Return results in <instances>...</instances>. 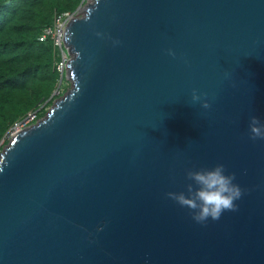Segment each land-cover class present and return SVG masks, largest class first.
I'll return each instance as SVG.
<instances>
[{
  "label": "water",
  "instance_id": "water-1",
  "mask_svg": "<svg viewBox=\"0 0 264 264\" xmlns=\"http://www.w3.org/2000/svg\"><path fill=\"white\" fill-rule=\"evenodd\" d=\"M85 10L64 36L73 88L1 154L0 264H264V0ZM217 164L244 195L197 224L166 194Z\"/></svg>",
  "mask_w": 264,
  "mask_h": 264
},
{
  "label": "trees",
  "instance_id": "trees-1",
  "mask_svg": "<svg viewBox=\"0 0 264 264\" xmlns=\"http://www.w3.org/2000/svg\"><path fill=\"white\" fill-rule=\"evenodd\" d=\"M87 0H0V149L7 133L56 99L60 74L51 38L41 41L56 13L76 12Z\"/></svg>",
  "mask_w": 264,
  "mask_h": 264
},
{
  "label": "clouds",
  "instance_id": "clouds-1",
  "mask_svg": "<svg viewBox=\"0 0 264 264\" xmlns=\"http://www.w3.org/2000/svg\"><path fill=\"white\" fill-rule=\"evenodd\" d=\"M169 55L175 56L172 50ZM202 97L194 90L192 101L199 102ZM202 107L208 109L211 105L205 100ZM249 138L253 141L264 140V122L252 116L249 123ZM3 162L0 161V164ZM4 168L0 166V173ZM227 169L223 164H217L212 169L201 168L186 171V191L168 192L167 198L176 202L180 207L189 210L193 221L204 225L209 219L219 221L225 212L238 211L236 201L244 195V190L236 184L235 173L226 174ZM101 231L103 229H100Z\"/></svg>",
  "mask_w": 264,
  "mask_h": 264
},
{
  "label": "built area",
  "instance_id": "built-area-1",
  "mask_svg": "<svg viewBox=\"0 0 264 264\" xmlns=\"http://www.w3.org/2000/svg\"><path fill=\"white\" fill-rule=\"evenodd\" d=\"M78 12L79 10L73 13L72 12L56 13L54 15L52 24L49 27L44 29L43 34L40 37L41 41H45L48 38H51L53 40L54 46L57 50L58 57H59V61L56 63V67H57L58 73L60 74V77L58 79L56 89L53 93V96L55 98H61L65 95L64 91L67 88L69 81H71L69 74H68L69 72L68 65L70 61L72 60L73 56L71 53H69V50L67 47V41H64V36L66 34L69 24L74 19L79 17L76 14ZM35 118H36V113H30L28 117L25 120H23L21 123L25 122V124H28L29 122H32V121L34 122ZM19 132L17 131V133Z\"/></svg>",
  "mask_w": 264,
  "mask_h": 264
},
{
  "label": "rangeland",
  "instance_id": "rangeland-1",
  "mask_svg": "<svg viewBox=\"0 0 264 264\" xmlns=\"http://www.w3.org/2000/svg\"><path fill=\"white\" fill-rule=\"evenodd\" d=\"M94 1H95V0H87V1L84 3V7H82V8L79 10L78 13H76L77 16H79V17H83V16H85V14H86V10H85L86 6L88 7L90 4L94 3ZM71 81H72V82H71ZM71 81H69V83H68V85H67V88H66L65 91H64V94H66L68 91H70V90L73 88L74 81H73L72 79H71ZM65 84H66V83H65ZM64 94H63V95H64ZM63 95H62V96H63ZM64 96H65V95H64ZM58 99H60V98H56V100H54L53 104L50 105V106H48V107L46 108V115H45L43 118L39 119L37 122H39L40 120H42V119H44L45 117H47V115L51 112V110L53 109L54 104L56 103V101H57ZM37 122H36V123H37ZM36 123H34V122L32 121V122H29L28 124H25V122H23V123L17 125L16 127H14L13 129H11V130L7 133L5 140H3V141L1 142V144H3V143L6 141V142L4 143V145L2 146V148L0 149V159H1V154L4 153V150L7 148V145L10 143V141H12L13 136H15V135L17 134V131L19 132V131H21V130H24V129L30 128L31 126L35 125Z\"/></svg>",
  "mask_w": 264,
  "mask_h": 264
},
{
  "label": "bare ground",
  "instance_id": "bare-ground-1",
  "mask_svg": "<svg viewBox=\"0 0 264 264\" xmlns=\"http://www.w3.org/2000/svg\"><path fill=\"white\" fill-rule=\"evenodd\" d=\"M71 79V78H70Z\"/></svg>",
  "mask_w": 264,
  "mask_h": 264
}]
</instances>
